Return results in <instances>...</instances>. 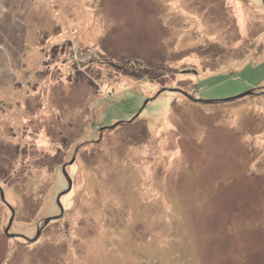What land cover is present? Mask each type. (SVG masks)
I'll return each instance as SVG.
<instances>
[{
    "label": "rangeland",
    "instance_id": "rangeland-1",
    "mask_svg": "<svg viewBox=\"0 0 264 264\" xmlns=\"http://www.w3.org/2000/svg\"><path fill=\"white\" fill-rule=\"evenodd\" d=\"M0 190V264H264V0H0Z\"/></svg>",
    "mask_w": 264,
    "mask_h": 264
},
{
    "label": "water",
    "instance_id": "water-1",
    "mask_svg": "<svg viewBox=\"0 0 264 264\" xmlns=\"http://www.w3.org/2000/svg\"><path fill=\"white\" fill-rule=\"evenodd\" d=\"M251 92V90H246L245 92H242L239 96H241V95H245V94H248V93H250ZM64 175L66 176V178H67V181H68V188L70 187V185H71V181H70V178L66 175V173H65V171H64ZM1 191V190H0ZM1 197H3V195H2V192H1ZM60 208H61V206H60ZM11 220H12V217L9 219V223H8V226L10 225V222H11ZM46 222V221H45ZM5 231H7V229H5ZM39 233H37V235H38ZM37 235H36V237H37Z\"/></svg>",
    "mask_w": 264,
    "mask_h": 264
},
{
    "label": "trees",
    "instance_id": "trees-1",
    "mask_svg": "<svg viewBox=\"0 0 264 264\" xmlns=\"http://www.w3.org/2000/svg\"><path fill=\"white\" fill-rule=\"evenodd\" d=\"M1 199H2V200H4V198H3V197H1ZM12 211H13V210H12ZM47 225H48V224H46V225H44V226H47ZM44 226H43V227H44Z\"/></svg>",
    "mask_w": 264,
    "mask_h": 264
}]
</instances>
